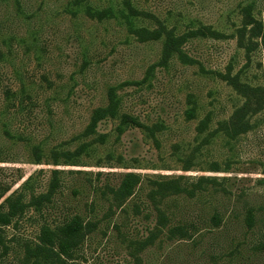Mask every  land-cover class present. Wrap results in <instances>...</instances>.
<instances>
[{"label":"rangeland","instance_id":"obj_1","mask_svg":"<svg viewBox=\"0 0 264 264\" xmlns=\"http://www.w3.org/2000/svg\"><path fill=\"white\" fill-rule=\"evenodd\" d=\"M134 1L177 33L206 25L220 37L183 44L195 64L176 56L157 66L161 41L141 43L125 24L93 20L69 7L72 0H0V193L22 195L26 203L50 194V202L30 206L4 229L0 264H31L26 246L38 242L43 227L75 216L95 226L76 250V264H136V257L140 264H264V110L236 139L216 132L245 100L219 74L230 71L264 87V45L255 40L259 45L247 54L237 33L245 6L264 24V0ZM89 3L104 10L120 0ZM110 87L118 89L120 113L156 126L154 136L139 128L119 135V121L109 117L96 134L84 135L92 112L107 105ZM190 109L195 119L188 120ZM186 159L189 171H183ZM214 163L221 172L210 170ZM127 173L140 175L141 183L120 206L111 189ZM55 176L59 187L51 194ZM179 176L187 177L188 188L201 177L216 183H205L195 197L181 194L158 205L168 227H184L187 238L168 239L167 227L136 253L132 244L157 227L154 182Z\"/></svg>","mask_w":264,"mask_h":264},{"label":"trees","instance_id":"obj_2","mask_svg":"<svg viewBox=\"0 0 264 264\" xmlns=\"http://www.w3.org/2000/svg\"><path fill=\"white\" fill-rule=\"evenodd\" d=\"M69 7L84 11L87 15L97 21L105 19H113L120 24H125L128 32L134 35L141 43L151 41L162 42V54L157 66H167L174 57L179 56L185 64H195L193 58L183 52L182 46L185 42L194 38L220 37V34L211 26L202 25L194 30H189L184 33H177L173 28L169 29L166 24L167 21L160 19L152 13H148L140 8L134 0H120V3L106 8L104 10L94 9L89 3V0H72ZM245 20L242 22V27L237 29V33L242 42L247 41V45L243 46L247 50V54L255 50L258 43L255 40L261 39L264 45V24L257 20L253 14V6L248 5L243 8ZM149 20H154V26L144 25ZM143 22L144 24H142ZM248 36V37H247ZM246 37L248 39H246ZM155 65V66H156ZM155 66L149 68L148 74ZM218 77L230 85L244 100V103L237 107L228 121L221 122L216 132H222L229 139H236L241 134H245L253 129L252 116L264 110V87L251 86L242 81L239 74L233 75L230 71L225 74H219ZM148 80L147 76L142 82ZM10 96L11 93L9 92ZM107 105L99 107L92 112L90 123L84 133L86 136L96 134L98 124L106 119H116L119 121L117 132L119 135L123 134L129 128H139L150 132L153 136L155 134L156 126H148L141 121L137 116L128 113H120L121 99L118 95L117 87H110L107 93ZM196 110L190 109L187 111L188 120L196 118ZM212 114H208L204 121L200 122L199 131L202 132L207 129L209 121H211ZM98 141L103 142L105 135H100ZM86 148L80 149L77 153L84 152ZM36 160H42L41 149H36ZM69 158L72 155L68 156ZM54 165H59L58 157H55ZM190 160L185 161L183 171L191 169ZM212 172H221V167L218 163H214L210 169ZM55 175L58 172L54 171ZM186 176H179L178 178H168L163 181H155L156 188L151 192V197L156 205L158 212L157 227L152 231L144 241L139 243L134 242L132 246L136 249V253L142 251L148 246L155 243V240L163 233V229L169 225V218L166 213L158 207L164 200L169 197L186 194L189 197H195L196 193L205 190V183H216L215 179L201 177L195 185L192 184L188 188L187 184H183ZM141 183L140 175L134 173H127L124 175L121 184L116 189H111L114 195V200L122 206L134 194L137 186ZM50 193L52 194L58 186V178L55 176L52 181ZM44 202H50V194L34 197L30 203L24 201L22 195H13L6 197V193H0V247L7 249L4 229L9 227L13 222L22 217L30 206H43ZM90 223H86L83 218L79 216L73 217L69 222L64 223L56 228L43 227L42 232L38 238V242L28 244L26 246L25 261L31 264H76L75 254L76 250L82 245L85 237L90 234L92 229ZM95 227V226H94ZM188 232L182 226L168 227V239L187 238ZM135 256L134 254H132ZM136 264H140L139 257L135 258Z\"/></svg>","mask_w":264,"mask_h":264}]
</instances>
